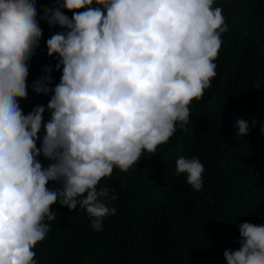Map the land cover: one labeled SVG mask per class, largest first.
<instances>
[{
  "label": "clouds",
  "instance_id": "9594fccd",
  "mask_svg": "<svg viewBox=\"0 0 264 264\" xmlns=\"http://www.w3.org/2000/svg\"><path fill=\"white\" fill-rule=\"evenodd\" d=\"M215 0H53L42 5L50 27L61 31L46 41L51 65L31 87L51 93L47 105L27 115L30 61L43 29L37 0H0V264H38L36 252L50 231L59 203L79 205L95 231L115 215L117 199L99 182L114 168L127 172L177 126L187 131L190 105L202 99L217 75L222 34L228 31ZM64 10L71 12L69 16ZM53 85H55L53 87ZM49 119L45 123L44 113ZM238 135L250 131L237 121ZM43 129V136L40 133ZM42 139L41 145L37 141ZM50 161L44 167L39 159ZM205 166L179 158L176 175L187 174L203 188ZM49 182L58 187L50 188ZM238 249L226 264H264V225L239 224Z\"/></svg>",
  "mask_w": 264,
  "mask_h": 264
},
{
  "label": "trees",
  "instance_id": "16d2710c",
  "mask_svg": "<svg viewBox=\"0 0 264 264\" xmlns=\"http://www.w3.org/2000/svg\"><path fill=\"white\" fill-rule=\"evenodd\" d=\"M52 3L37 0L38 19L42 5ZM214 6L222 7L228 31L211 87L190 105L187 131L177 126L151 158L146 153L137 167L114 168L99 182L98 190L115 189L117 196L109 205L116 214L104 218L103 231L91 227L79 205H53L56 219L45 221L50 231L34 249L38 264H226L224 251L240 247L239 224L264 225V0H215ZM39 23L43 37L30 61L29 95L19 101L25 115L50 100L51 93L31 87L44 66H52L55 83L62 75L46 45L61 29ZM239 119L249 123L246 136L238 135ZM181 157L205 166L201 190L187 183V174L176 175ZM39 159L44 167L50 163Z\"/></svg>",
  "mask_w": 264,
  "mask_h": 264
}]
</instances>
